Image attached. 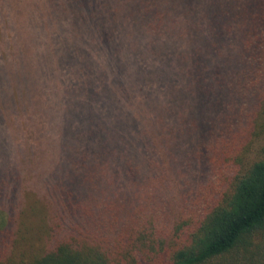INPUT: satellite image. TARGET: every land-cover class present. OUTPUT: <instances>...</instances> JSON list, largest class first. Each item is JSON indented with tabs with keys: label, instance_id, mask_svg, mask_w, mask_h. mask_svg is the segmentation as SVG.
I'll use <instances>...</instances> for the list:
<instances>
[{
	"label": "trees",
	"instance_id": "1",
	"mask_svg": "<svg viewBox=\"0 0 264 264\" xmlns=\"http://www.w3.org/2000/svg\"><path fill=\"white\" fill-rule=\"evenodd\" d=\"M0 97V264H264V0H0Z\"/></svg>",
	"mask_w": 264,
	"mask_h": 264
},
{
	"label": "rangeland",
	"instance_id": "2",
	"mask_svg": "<svg viewBox=\"0 0 264 264\" xmlns=\"http://www.w3.org/2000/svg\"><path fill=\"white\" fill-rule=\"evenodd\" d=\"M0 101H3V99H2V97H0ZM259 131H260V129H261V126L263 125L264 126V112H260L259 113ZM263 139H261V137H259V157H260V148H261V146L263 145ZM4 163H5V160H4V158L0 155V168H2V167H4L3 165H4ZM1 175V174H0ZM7 175H9V174H3V176H7ZM2 186H3V181L0 179V191L2 190L1 188H2ZM29 211V213H31L32 212V209L30 210H28ZM5 215L4 214H0V225H1V221H2V218L4 217ZM19 249L20 250H24L25 249V245L22 243V242H19Z\"/></svg>",
	"mask_w": 264,
	"mask_h": 264
}]
</instances>
